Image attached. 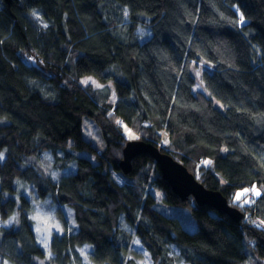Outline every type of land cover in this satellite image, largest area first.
<instances>
[{"label":"trees","instance_id":"1","mask_svg":"<svg viewBox=\"0 0 264 264\" xmlns=\"http://www.w3.org/2000/svg\"><path fill=\"white\" fill-rule=\"evenodd\" d=\"M199 61L211 66L209 96L192 89ZM84 119L103 150L84 138ZM130 135L264 224V0H0V264H82L75 251L87 245L94 264H138L135 237L152 264H264V227L182 202L149 155L124 175ZM69 161L75 171L58 175ZM252 186L261 195L239 208L234 196ZM48 198L65 226L60 207L72 209L74 226L46 254L32 212ZM162 203L188 208L196 230Z\"/></svg>","mask_w":264,"mask_h":264},{"label":"rangeland","instance_id":"2","mask_svg":"<svg viewBox=\"0 0 264 264\" xmlns=\"http://www.w3.org/2000/svg\"><path fill=\"white\" fill-rule=\"evenodd\" d=\"M206 69L211 70V66L210 64H207L204 61H199L198 67L193 66V68L191 69V74L194 78V85L192 89L194 92H201L205 94L206 96H209V93L206 90L204 86V82L202 80V75ZM82 82L85 85H91L94 89H102L103 87L106 86V85H102L96 79L92 77L91 78L86 77L82 80ZM214 104L216 107L221 108V105L218 102L214 101ZM127 133H129V130H127ZM82 134L84 138L86 140H90L99 151L103 150L104 142L102 140L101 133L98 127L91 120H88V119L83 120ZM126 139L129 141H132L133 139H136V137L133 135H130ZM70 143H72V140L69 141L68 150L71 149ZM167 144H168L167 137L165 135L164 140L161 143V145L167 146ZM73 153L75 154L76 157L83 156V157H88L93 160V156L91 154H88L87 152L73 151ZM26 160L28 162H32L36 164L35 167L38 171L44 173L45 175L46 174L49 175L48 173H50V171L47 169L42 159L35 160L33 157H27ZM52 161L53 160L51 158L50 162ZM47 166L51 167L50 165H47ZM72 166H73V169H72ZM73 171H75V161L67 162L66 166H64L63 169L60 170V172L57 170L58 175L60 173L69 174ZM52 174L56 175V173L54 172H52ZM115 177L119 184H123L126 181V178L123 177L122 173L115 174ZM253 189L261 193L257 187H249V188L240 190L234 196V199H237L236 204L240 203L242 200H245L251 206L252 202H254V196H257V197L260 196V195H255L253 192ZM24 192L27 195L29 194V192L26 190H24ZM237 194H241L239 198H237ZM157 195H158V198H160V202H161V195L159 193H157ZM19 199L20 198H19V193H18L17 196L15 197V200L19 202ZM48 200L51 206L48 204V202H45L46 200L42 202L43 205H40V203L34 201V203L36 204L34 205L33 212H32V220L34 223L33 230L37 236L38 244L43 250L46 251V254L49 253V244H50L53 234H63L65 232V228L66 230L67 229L70 230L74 226V221L72 218L74 217V214H73L72 209L69 206L60 207L62 210V214L64 215V218L67 219L66 220L67 226H65L58 212L59 206L55 205L54 203H51L50 198H48ZM49 207H51L53 211L49 209ZM158 210L161 211L166 216L178 218L181 221V224L185 228V230L189 232H194L197 228L196 221L191 215V212L188 208H185L182 206H170V205H166L162 203L161 205H158ZM17 215L18 213L14 214V216L12 215L5 222L4 227L7 228L9 225H11V223L9 222L14 221V219L16 221V226H17ZM247 220H248L249 225L252 227L256 228L258 226V227H261L262 229L264 227V224L261 221L258 223V219L256 216H251L250 214H247ZM135 238L136 239L134 240V249L139 253V257L136 258L138 264H152L150 256L141 246L140 242L138 241L139 240L138 237H135ZM87 246L90 248L89 245ZM88 247L83 246V247L78 248L75 251V255H77L80 258L82 264H94L89 259V255H88L89 248ZM132 257L135 258L134 256ZM41 260L44 261L45 259L37 258L36 262L40 263ZM4 264H8V263L5 262ZM180 264H185V263L182 262Z\"/></svg>","mask_w":264,"mask_h":264},{"label":"water","instance_id":"3","mask_svg":"<svg viewBox=\"0 0 264 264\" xmlns=\"http://www.w3.org/2000/svg\"><path fill=\"white\" fill-rule=\"evenodd\" d=\"M3 1L10 5L16 0ZM140 155H149L154 160L161 176L182 202L192 198L198 206H206L223 213L235 223H239L243 219L242 212L230 206L220 192L204 188L182 164L175 161L170 155L160 152L159 148L152 143L140 140H132L126 143L123 150V160L119 164L124 175L131 173L132 162Z\"/></svg>","mask_w":264,"mask_h":264},{"label":"bare ground","instance_id":"4","mask_svg":"<svg viewBox=\"0 0 264 264\" xmlns=\"http://www.w3.org/2000/svg\"><path fill=\"white\" fill-rule=\"evenodd\" d=\"M127 138V137H126ZM129 142V141H128ZM252 187H256V186H252ZM259 195H261V193L259 194ZM259 197V196H258ZM258 197L257 196H254V202H252V205L255 203V201L258 199ZM235 203V202H234ZM236 204V203H235ZM236 205H238V207L239 208H246V207H250V205L245 201V200H242L241 202H240V204L239 203H237ZM251 205V206H252ZM239 210V209H238ZM241 212V211H240ZM243 214V213H242ZM243 219H245L247 222H248V220H247V215H244L243 214ZM242 219V220H243ZM241 220V221H242ZM261 220L260 219H258V223L260 222ZM256 228H258V229H262L261 227H256Z\"/></svg>","mask_w":264,"mask_h":264},{"label":"snow or ice","instance_id":"5","mask_svg":"<svg viewBox=\"0 0 264 264\" xmlns=\"http://www.w3.org/2000/svg\"><path fill=\"white\" fill-rule=\"evenodd\" d=\"M241 20H243V17H241ZM247 191V190H246ZM253 192L255 195H259L260 193L258 191H256L255 189H253ZM241 194H237V198H239Z\"/></svg>","mask_w":264,"mask_h":264},{"label":"crops","instance_id":"6","mask_svg":"<svg viewBox=\"0 0 264 264\" xmlns=\"http://www.w3.org/2000/svg\"><path fill=\"white\" fill-rule=\"evenodd\" d=\"M235 201H237V199H235Z\"/></svg>","mask_w":264,"mask_h":264},{"label":"built area","instance_id":"7","mask_svg":"<svg viewBox=\"0 0 264 264\" xmlns=\"http://www.w3.org/2000/svg\"><path fill=\"white\" fill-rule=\"evenodd\" d=\"M240 204V203H239Z\"/></svg>","mask_w":264,"mask_h":264}]
</instances>
